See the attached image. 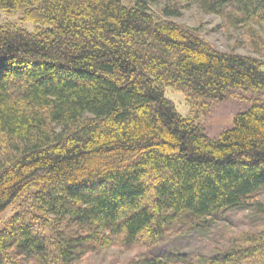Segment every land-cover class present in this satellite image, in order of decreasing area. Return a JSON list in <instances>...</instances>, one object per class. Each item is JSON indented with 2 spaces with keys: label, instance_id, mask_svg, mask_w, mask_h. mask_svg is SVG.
Returning a JSON list of instances; mask_svg holds the SVG:
<instances>
[{
  "label": "trees",
  "instance_id": "1",
  "mask_svg": "<svg viewBox=\"0 0 264 264\" xmlns=\"http://www.w3.org/2000/svg\"><path fill=\"white\" fill-rule=\"evenodd\" d=\"M194 1L264 28V0ZM0 11L35 23L0 24V215L16 207L0 264H78L110 244L147 249L125 264H264V229L193 260L152 251L230 209L264 217V101L214 139L164 96L264 99V61L219 51L170 20L169 3L164 19L142 0H0Z\"/></svg>",
  "mask_w": 264,
  "mask_h": 264
},
{
  "label": "rangeland",
  "instance_id": "2",
  "mask_svg": "<svg viewBox=\"0 0 264 264\" xmlns=\"http://www.w3.org/2000/svg\"><path fill=\"white\" fill-rule=\"evenodd\" d=\"M131 6L137 0H121ZM155 18L164 19L162 8L167 3L179 9V16L170 17L185 27L198 32L201 38L221 52L248 55L264 61V28L260 24L249 26H231L220 16L202 10L194 0H142ZM12 22L28 31L35 28V23L24 21L19 12L5 14L0 11V24ZM164 96L170 99L178 113L189 116L198 123L210 138H217L220 133L232 125L234 116L247 109L252 101H264L262 96L242 88L231 89L223 100H203L202 104L192 103L186 92L164 88ZM256 200L264 204V189ZM15 206H9L0 215V227L14 214ZM264 229V217L255 214L251 208L230 209L217 216L210 217L201 226L189 227L179 234L161 241L153 247V252H165L177 249L196 256L214 254L244 239L253 232ZM46 232L48 230L46 229ZM143 245L127 249L119 245H107L92 249L78 260V264H125L136 259L137 252H146Z\"/></svg>",
  "mask_w": 264,
  "mask_h": 264
}]
</instances>
